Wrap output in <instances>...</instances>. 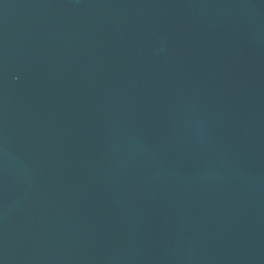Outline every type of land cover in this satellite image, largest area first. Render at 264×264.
Listing matches in <instances>:
<instances>
[{"label": "water", "instance_id": "water-1", "mask_svg": "<svg viewBox=\"0 0 264 264\" xmlns=\"http://www.w3.org/2000/svg\"><path fill=\"white\" fill-rule=\"evenodd\" d=\"M0 264H264V0H0Z\"/></svg>", "mask_w": 264, "mask_h": 264}]
</instances>
